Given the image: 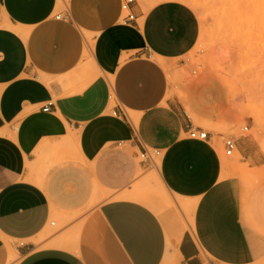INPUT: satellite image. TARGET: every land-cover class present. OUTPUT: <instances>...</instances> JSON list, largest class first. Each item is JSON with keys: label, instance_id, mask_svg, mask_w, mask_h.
Masks as SVG:
<instances>
[{"label": "crops", "instance_id": "1", "mask_svg": "<svg viewBox=\"0 0 264 264\" xmlns=\"http://www.w3.org/2000/svg\"><path fill=\"white\" fill-rule=\"evenodd\" d=\"M123 3L0 0V264L12 250L16 264H264L223 133L189 136L233 118L226 95L170 80L198 43L196 12L135 0L128 21ZM233 139L257 166L254 142Z\"/></svg>", "mask_w": 264, "mask_h": 264}, {"label": "rangeland", "instance_id": "2", "mask_svg": "<svg viewBox=\"0 0 264 264\" xmlns=\"http://www.w3.org/2000/svg\"><path fill=\"white\" fill-rule=\"evenodd\" d=\"M137 1L148 8L167 0ZM178 1L196 12L201 29L195 48L181 66L169 72L170 80L178 85L188 77L220 85L232 121L202 128L207 133H223V146L233 137L254 142L257 166L242 160L238 152L226 159L228 175L238 184L245 222L264 246V0H195L197 6ZM157 197L164 206L166 201L174 208L179 203L183 213L190 208L165 191L157 192Z\"/></svg>", "mask_w": 264, "mask_h": 264}, {"label": "built area", "instance_id": "3", "mask_svg": "<svg viewBox=\"0 0 264 264\" xmlns=\"http://www.w3.org/2000/svg\"><path fill=\"white\" fill-rule=\"evenodd\" d=\"M135 0H124L122 5V9L124 12V18L128 21L134 20V15L132 14L131 8L132 4H134ZM57 19H61V16H57ZM51 105L46 106L43 110L48 112ZM189 136L195 140H207L209 134L202 130L201 128L198 129H190ZM225 155L226 157H232L237 151V143L236 140L233 138H229L225 141ZM161 152L158 150L153 149H144L140 155L141 161L150 166V167H157L158 161L160 160Z\"/></svg>", "mask_w": 264, "mask_h": 264}, {"label": "bare ground", "instance_id": "4", "mask_svg": "<svg viewBox=\"0 0 264 264\" xmlns=\"http://www.w3.org/2000/svg\"><path fill=\"white\" fill-rule=\"evenodd\" d=\"M66 1H67V0H59V3H60V4H64ZM182 1L188 2V3L191 4L192 6H197L195 0H182ZM237 152H238V151H237ZM152 180H154L155 182L160 183V181H159V179H158V177H157V173H156V172H154V177H153ZM161 187H162V186H161ZM162 189H163V188H162ZM163 191H164V189H163ZM165 204H166L167 206H170V202H168V201H166ZM152 208H153L154 210H156L157 212H161V211L163 210L161 207H157V206H152ZM15 256H17V255H16V253L12 250L9 259L12 260Z\"/></svg>", "mask_w": 264, "mask_h": 264}]
</instances>
